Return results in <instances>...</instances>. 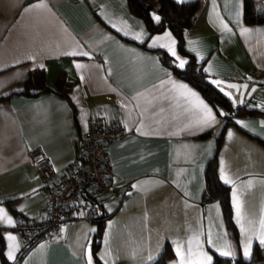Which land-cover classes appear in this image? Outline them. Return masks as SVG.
<instances>
[{"label":"crops","instance_id":"1","mask_svg":"<svg viewBox=\"0 0 264 264\" xmlns=\"http://www.w3.org/2000/svg\"><path fill=\"white\" fill-rule=\"evenodd\" d=\"M201 2L184 50L233 106L256 110L230 114L225 126L224 111L162 61L165 52L178 69L187 62L172 33L150 35L126 0H0V264L1 257L8 264H97L92 219L62 224L19 261L14 230L18 221L47 215L29 152L41 149L58 177L74 169L85 132L97 123L124 129L105 146L110 181L123 196L102 203L107 218L95 243L102 264H148L166 242L178 257L180 247H196L200 230L210 237L212 223L220 236L219 202L201 203L214 155L233 216L238 204L264 203V23H242V0ZM36 70L49 90L27 95L24 81ZM60 76L71 84L67 98L55 91Z\"/></svg>","mask_w":264,"mask_h":264},{"label":"trees","instance_id":"2","mask_svg":"<svg viewBox=\"0 0 264 264\" xmlns=\"http://www.w3.org/2000/svg\"><path fill=\"white\" fill-rule=\"evenodd\" d=\"M126 2L131 14L144 21L150 35L162 32L165 29L172 33L176 39L177 51L187 58V62L182 69H178L165 52H162L160 56L162 61L169 67L173 75L196 89L214 109L218 110V108H221L224 111L222 116L224 126L233 122L230 114L244 116L256 113V110L246 104L233 106L230 99L208 80L203 71V62L196 61L183 48L184 32L195 21L201 9V0L180 3L173 0H126ZM242 23L244 25L264 23V0H242ZM70 89L71 84L63 76H60L55 85L56 93L63 98H67V93ZM48 90L49 88L45 84L44 74L41 70L34 71L24 81V93L27 95H37ZM220 140L221 135L218 137L217 145H219ZM229 192L230 187L222 183L218 176V160L217 156L214 155L207 161L205 166L201 203L204 204L213 200L219 202L225 227L228 233L233 236L238 249L237 231L232 221ZM106 218V216L99 215L92 219L95 226L93 254L97 264L102 263L95 257V243L101 237ZM173 259L174 252L166 242L158 256L148 264H169ZM19 260L20 257L17 261ZM1 264L8 263L1 257ZM210 264H264V243H254L251 257L248 260H243L240 256L231 259L214 253Z\"/></svg>","mask_w":264,"mask_h":264},{"label":"built area","instance_id":"3","mask_svg":"<svg viewBox=\"0 0 264 264\" xmlns=\"http://www.w3.org/2000/svg\"><path fill=\"white\" fill-rule=\"evenodd\" d=\"M75 1V0H70ZM124 133L121 125L103 127L95 124L85 132V148L73 170L55 177V171L41 149L28 154L47 199L44 219L18 221L14 230L20 237L19 257L41 240L56 235L62 224L81 218L93 219L102 213V203L123 196L120 188L110 181V164L105 151L107 143Z\"/></svg>","mask_w":264,"mask_h":264},{"label":"rangeland","instance_id":"4","mask_svg":"<svg viewBox=\"0 0 264 264\" xmlns=\"http://www.w3.org/2000/svg\"><path fill=\"white\" fill-rule=\"evenodd\" d=\"M230 198V192H229ZM232 206V221L237 231V243L236 248L234 238L228 233L224 220L221 214L222 220L219 223L221 228V235L216 233V226L211 224L210 237L203 236V230L196 235V247L184 250L180 247L170 264H210L213 259V254H217L222 257L235 259L240 256L243 260H248L251 257L252 247L254 243H264V203L259 207L245 208L242 204H238V207L234 210L235 216H233ZM248 209L252 213L247 215L245 210ZM237 214V216H236ZM209 234V231H207ZM224 235V236H223ZM215 242H214V241ZM173 250V249H172ZM190 254L188 255V253Z\"/></svg>","mask_w":264,"mask_h":264}]
</instances>
